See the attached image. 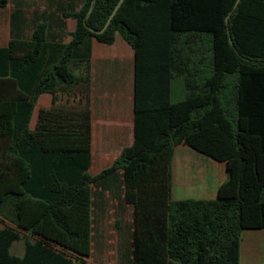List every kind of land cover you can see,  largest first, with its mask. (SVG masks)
Masks as SVG:
<instances>
[{
    "label": "trees",
    "instance_id": "16d2710c",
    "mask_svg": "<svg viewBox=\"0 0 264 264\" xmlns=\"http://www.w3.org/2000/svg\"><path fill=\"white\" fill-rule=\"evenodd\" d=\"M117 1L63 14L76 21L67 44L39 24L0 48V264H88L91 185L118 170L133 210L131 264H239L241 232L264 229V0H124L92 33ZM115 34L135 56L134 137L90 176L91 40L110 45ZM44 93L51 105L29 130ZM178 143L224 164L214 199L171 200ZM18 240L21 257L9 251Z\"/></svg>",
    "mask_w": 264,
    "mask_h": 264
},
{
    "label": "crops",
    "instance_id": "0c3cea01",
    "mask_svg": "<svg viewBox=\"0 0 264 264\" xmlns=\"http://www.w3.org/2000/svg\"><path fill=\"white\" fill-rule=\"evenodd\" d=\"M84 2L85 0H6L5 5L0 7V48H6L11 39H29L39 24L46 26L47 41L69 43L70 33L74 31L76 21L63 14L78 12ZM134 59L133 49L118 34L114 35L110 45L91 40V160L87 169L90 176L110 167L121 151L133 142ZM175 81L182 84L181 78L172 81L171 99ZM50 105L51 95L44 93L38 96L28 123L29 130L34 129L38 110L49 108ZM34 111L36 114L32 116ZM183 145L176 144L173 153ZM211 162L210 165L207 163V175L201 176L203 170L195 175L200 177L198 184L201 195V198L196 199H214L217 187L227 178L224 164L213 160ZM100 183L102 185H99ZM123 191L120 170L91 185L92 247L104 255L115 256L118 261L116 264H131L133 210L124 202ZM114 216L118 218L116 230L108 226L113 222ZM109 230L113 238L111 250H107L106 241V232ZM262 231L257 235L240 237L239 264H264V230ZM28 238L31 241L35 239ZM21 242L24 253V243L22 240ZM92 254L91 248L88 258L92 257ZM88 258L83 260L93 264ZM73 264L82 263L78 259L74 260Z\"/></svg>",
    "mask_w": 264,
    "mask_h": 264
},
{
    "label": "rangeland",
    "instance_id": "374dc122",
    "mask_svg": "<svg viewBox=\"0 0 264 264\" xmlns=\"http://www.w3.org/2000/svg\"><path fill=\"white\" fill-rule=\"evenodd\" d=\"M77 70L74 69V73L77 74ZM185 96V90L182 87V84L180 81H175L173 84V97L172 101L177 102L184 98ZM61 102H64L66 100V97L63 96L61 99ZM78 100V95L72 94L69 96L68 103L73 105ZM36 113L34 111V116ZM30 126L32 127V119L30 121ZM182 147V148H181ZM207 163H212L211 159L209 160L208 157L203 156L202 154H199L195 150L183 145L180 146V148H176L175 153H173L172 159H171V200H186V199H196L201 198L200 192H199V181L200 177H196L195 175L200 173L202 170V175H207ZM208 165V166H209ZM214 165V164H211ZM206 172V173H205ZM202 179V178H201ZM105 183V182H104ZM108 183V181H107ZM99 185H102L101 183ZM103 210V209H100ZM118 218H113V222L109 223L108 226L112 229L116 230L118 221H116ZM117 223V224H116ZM113 224V225H112ZM1 226V225H0ZM264 229L259 230H243L241 232V238L247 236V235H257V233H262ZM107 234V243H108V249L111 250L112 245V235L110 233V230L106 232ZM96 248L92 247V257L88 258L89 261H91L93 264H116L118 261H116V257L112 255H104L102 252L99 253V251L95 252ZM10 253L14 256H21L23 253V245L21 240L13 242L11 244V247L9 249ZM239 252H240V242H239ZM121 255V252H120ZM120 261L122 260V255L119 256Z\"/></svg>",
    "mask_w": 264,
    "mask_h": 264
},
{
    "label": "water",
    "instance_id": "95a60500",
    "mask_svg": "<svg viewBox=\"0 0 264 264\" xmlns=\"http://www.w3.org/2000/svg\"><path fill=\"white\" fill-rule=\"evenodd\" d=\"M124 0H118L115 4V6L113 7L112 11L110 12V14L108 15L104 25L101 27V29L99 30H92V33L94 34H101L104 32V30L107 28V26L109 25L111 19L113 18V16L115 15L116 11L118 10V8L120 7V5L122 4ZM238 0L236 1L235 4H237ZM90 13V9L87 12V15Z\"/></svg>",
    "mask_w": 264,
    "mask_h": 264
}]
</instances>
